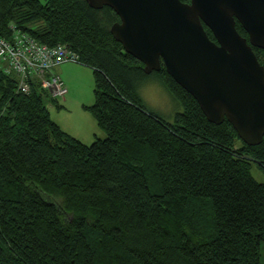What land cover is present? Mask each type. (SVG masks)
<instances>
[{
	"label": "trees",
	"instance_id": "trees-1",
	"mask_svg": "<svg viewBox=\"0 0 264 264\" xmlns=\"http://www.w3.org/2000/svg\"><path fill=\"white\" fill-rule=\"evenodd\" d=\"M115 22L85 0H0V36L13 25L93 70L86 110L105 134L69 136L41 92L18 93L0 71V264H261L264 185L250 168L264 171V139L236 148L231 124L209 123L162 62L144 74ZM150 78L180 108L172 121L146 110L138 89Z\"/></svg>",
	"mask_w": 264,
	"mask_h": 264
},
{
	"label": "water",
	"instance_id": "water-1",
	"mask_svg": "<svg viewBox=\"0 0 264 264\" xmlns=\"http://www.w3.org/2000/svg\"><path fill=\"white\" fill-rule=\"evenodd\" d=\"M85 1L91 9L108 7L117 15L110 34L143 64L144 74L159 72L162 62L209 123L226 119L248 146L263 141L264 67L252 48L264 50V0Z\"/></svg>",
	"mask_w": 264,
	"mask_h": 264
},
{
	"label": "built area",
	"instance_id": "built-area-1",
	"mask_svg": "<svg viewBox=\"0 0 264 264\" xmlns=\"http://www.w3.org/2000/svg\"><path fill=\"white\" fill-rule=\"evenodd\" d=\"M10 40L0 36V71L15 81L16 91L29 94L35 88L50 100H64L67 88L54 68L66 64H80L79 56L67 46L50 47L13 25Z\"/></svg>",
	"mask_w": 264,
	"mask_h": 264
},
{
	"label": "rangeland",
	"instance_id": "rangeland-1",
	"mask_svg": "<svg viewBox=\"0 0 264 264\" xmlns=\"http://www.w3.org/2000/svg\"><path fill=\"white\" fill-rule=\"evenodd\" d=\"M39 1L41 3L45 2V0ZM83 67H81L82 70H80V72H76L75 74L71 75L72 77H76L78 81L74 84H71L69 95L66 94L65 96L66 99H69L74 95L72 104H66V106H68L66 109L64 106L65 104L63 105L61 100L54 102L52 101L51 105L49 102L46 103V94H42L43 103L46 105L52 121L57 117V113L60 112V115H64L66 113L65 111L68 109V111L70 110L72 112V115L80 113L81 116L85 118L82 119L81 117H78L74 123L78 122L82 126L87 127V122L90 121V123L94 124L96 127V121L94 117L90 111L86 110V107H90L94 104V72L88 67ZM138 93L146 110L161 116L166 121H172L174 114L180 111V108H178L172 97L162 87L160 82L154 78H150V80L143 84L138 89ZM94 131L95 129L92 126L88 132L90 137ZM234 146L238 148L240 146V140L235 139ZM250 174L257 183L264 185V171L256 163L251 164ZM260 261L261 264H264V241L260 243Z\"/></svg>",
	"mask_w": 264,
	"mask_h": 264
},
{
	"label": "crops",
	"instance_id": "crops-1",
	"mask_svg": "<svg viewBox=\"0 0 264 264\" xmlns=\"http://www.w3.org/2000/svg\"><path fill=\"white\" fill-rule=\"evenodd\" d=\"M81 67H83V66L79 65V64L66 63V64L59 65L53 69L54 73L61 78L64 85L66 86L67 95H69L71 84H74L78 81L76 79V77H72L71 75L75 74L76 72H80V70H82ZM83 69H84V67H83ZM70 98L69 99L64 98V100L61 101L63 103V105L65 104L64 105L65 109H66V107H68V106H66V104H72V101L74 99V95L71 96ZM49 100L50 99L47 98L46 103L49 102V104L51 105L52 104L51 102L52 101L54 102V100H51V101H49ZM65 112L66 113L64 115H60V112L57 113V117L55 119H53V121L60 127V129L64 133H66L69 136L81 141L84 144L92 143L95 140V138H104L105 137L104 132L97 126V124L95 127V125L90 123V121H88V120H87L88 121L87 127L82 126L78 122L74 123V121H76L78 119V117L85 119L83 116H81L80 113L72 115L71 114L72 112L70 110L68 111V109ZM92 126L94 127L95 131L93 132L92 136L90 137L88 132L92 128Z\"/></svg>",
	"mask_w": 264,
	"mask_h": 264
}]
</instances>
